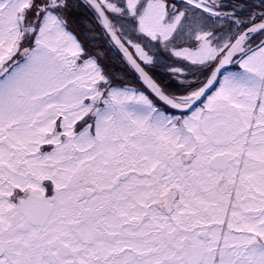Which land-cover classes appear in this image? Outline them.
<instances>
[{
	"label": "snow or ice",
	"instance_id": "obj_1",
	"mask_svg": "<svg viewBox=\"0 0 264 264\" xmlns=\"http://www.w3.org/2000/svg\"><path fill=\"white\" fill-rule=\"evenodd\" d=\"M0 264H264V0H0Z\"/></svg>",
	"mask_w": 264,
	"mask_h": 264
}]
</instances>
